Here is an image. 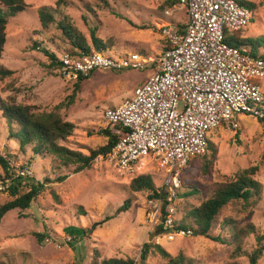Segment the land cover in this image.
I'll return each mask as SVG.
<instances>
[{"label": "rangeland", "instance_id": "1", "mask_svg": "<svg viewBox=\"0 0 264 264\" xmlns=\"http://www.w3.org/2000/svg\"><path fill=\"white\" fill-rule=\"evenodd\" d=\"M22 1L25 10L9 19L5 28L6 41L0 66L11 70L12 74L0 80V100L8 105L49 111L72 94L76 83L59 76L49 68V61L43 53L31 49L37 42L56 54L63 51L65 44L60 33L51 25L43 28L38 15L44 6L55 9L58 0ZM244 1L254 7L250 9L253 14L251 22L241 32V37L264 45V0ZM162 2L64 0L59 10L70 18L88 43L90 31L95 29V36L107 46L106 51L116 54L113 56L139 53L156 62L167 45L163 25L182 29L187 22L185 9H162ZM167 10L172 11L170 16L166 15ZM258 52L262 55L264 48ZM152 70L149 67L145 70H96L83 80L73 104L59 112L65 121L75 126L73 134L62 145L87 155L106 144L107 139L98 133L108 127L103 111L130 99L134 89ZM259 83L264 92V81ZM236 121L238 128L222 126L208 134V140L216 150L211 165L204 172L203 158L190 160L181 170L179 188L171 193L165 184L163 170L153 163L143 166L140 174L126 176L102 156L95 159L90 168L74 172L72 167H59L50 157L33 156L29 148L21 154L8 138L9 131L0 111V155L15 165L28 164L33 171L32 179L43 185L28 209L10 210L0 220V264H71L76 260L90 264L94 249L104 259H132L134 264H142L140 250L147 242L161 246L172 257L181 256L184 264H247L243 252L250 253L256 246L255 236L264 233V128L255 117L244 113L238 114ZM205 154L209 158L210 152ZM148 160L149 157H144L141 162L146 164ZM251 167L256 168L253 178L262 188L258 202L254 205L227 204L210 231L211 236L227 237V230L219 227L225 219L233 220L241 229L252 226L255 233L248 232L244 236L242 251L238 255H234L235 245L227 246L205 237L165 238L151 222L153 201L161 199H149V192H134L130 187L134 178L149 176L156 190H165L167 197L172 196L166 205L161 201L157 220L162 221L170 214L175 224H188L189 212L211 196L216 184ZM191 185L197 188L196 193L177 196V190L182 194L187 191L183 187ZM27 189L28 186L23 185L21 192ZM12 199L9 195H0V205ZM127 199L131 201L128 210L117 213ZM105 218L110 219L106 221ZM68 227L88 232L73 242L65 232ZM36 233L41 234V243H38ZM166 263L152 252L144 264ZM258 264H264V254Z\"/></svg>", "mask_w": 264, "mask_h": 264}, {"label": "built area", "instance_id": "2", "mask_svg": "<svg viewBox=\"0 0 264 264\" xmlns=\"http://www.w3.org/2000/svg\"><path fill=\"white\" fill-rule=\"evenodd\" d=\"M176 7L185 9L187 22L182 29L163 25L167 45L156 62L139 53L56 54V72L72 82L96 70L153 68L130 99L103 111L113 133L118 132L117 126L125 131L105 161L126 176L156 164L171 193L179 188L181 170L189 161L208 152L211 131L222 126L238 128L236 116L242 113L264 121V92L259 83L264 81V58L224 41L227 33L247 28L251 10L238 0H177ZM165 13L170 16L172 11ZM144 157H149L146 164L141 162ZM2 158L0 195H8L13 182L32 178L33 171L28 164L15 165ZM160 204L153 201L151 222L162 227L165 238L192 235L190 230L175 231L170 214L158 221Z\"/></svg>", "mask_w": 264, "mask_h": 264}, {"label": "trees", "instance_id": "3", "mask_svg": "<svg viewBox=\"0 0 264 264\" xmlns=\"http://www.w3.org/2000/svg\"><path fill=\"white\" fill-rule=\"evenodd\" d=\"M176 3L177 0H163L161 8H171ZM238 3L248 9L254 7V4L244 0H238ZM63 5L64 0H58L55 9L44 6L38 11L41 26L47 28L51 25L60 33V39L65 44L63 51L71 55L108 52L106 51L107 46L95 36V29L90 31V41L88 43L82 34L73 26L70 18L60 12L59 8ZM106 7H108L107 4ZM25 8L26 5L22 0H0V58L6 41V24L9 22V19L23 12ZM224 41L230 46L249 51L252 56L264 58V53L261 55L258 52L260 48H264V45L259 44L258 41L254 42L251 39L242 38L241 32H235L232 33V35L227 34ZM31 49L43 53L49 61V68L56 71V53L41 47V44L37 42H35ZM11 74V70L0 66V80L11 76ZM85 79L86 78H78L76 83H74L72 94L67 97L64 102L54 106L49 111H38L29 106L8 105L6 102L0 100V111L9 131L8 138L16 145V148L21 154H24L26 149L29 148L33 156L39 158L50 157L59 167H72L74 172H80L90 168L94 160L99 156L105 158L118 141L123 139L125 131L122 127L117 126L115 129H118V132L113 133L108 126L98 132L99 135L107 139L106 144L95 150L89 151L87 155L62 145V143L73 134L75 126L71 122L65 121L59 112L62 108H68L73 104L74 97L79 89V84ZM256 119L264 128V121L260 118ZM207 150L210 152L209 158H207L206 154L198 156L204 159L202 165L204 172H206L208 166L211 165L216 152L215 146L210 141ZM0 166H5V160L1 155ZM255 172V167L247 168L236 173L232 179L216 184L211 196L189 212L187 217L190 219V223H174L173 229L175 231L190 230L193 236L205 237L227 246L235 245L234 255L240 254L242 251L241 243L244 236L248 232H254L252 226H250V229H241L235 225L233 220L225 219L220 223L219 227L223 231L227 230V237L219 238L218 236H211L210 231L217 223L216 220L221 209L227 204L241 202L244 205H254L258 202L262 188L261 184L253 178ZM23 185L28 186L26 192H21ZM130 187L134 192L147 191L149 192V199H161L164 205H166L168 192L165 190H156L149 176L140 175L134 178ZM42 189L43 185L32 178H25L19 182H13L8 192V195L13 199L0 205V220L4 214L10 210L18 209L23 211L28 209L31 203L41 193ZM183 189L187 191L180 194L177 190V196H192L196 193L197 188L195 185H191V187H183ZM130 203V199L125 200L118 208L117 213L127 211L130 207ZM109 219L110 218H105L106 221ZM157 229L162 233V227L159 226ZM65 232L69 235L70 241L72 240L75 242L76 238L84 237L87 235L88 231L78 227H68L65 229ZM35 237L38 243H41V234L36 233ZM255 241L256 246L250 253L243 252V255L247 257V264H258V260L264 254V233L256 235ZM152 252L157 253L161 258L166 260V264H184V260L181 256L172 257L161 246L150 242L143 244L140 250V262L144 264ZM71 264H82V260H76ZM90 264H134V261L132 259L122 258L104 259L101 258L99 252L94 249Z\"/></svg>", "mask_w": 264, "mask_h": 264}]
</instances>
